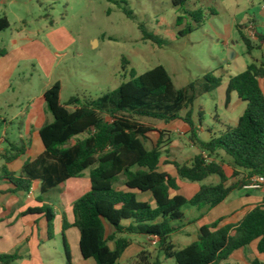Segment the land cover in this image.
Masks as SVG:
<instances>
[{
  "label": "trees",
  "instance_id": "1",
  "mask_svg": "<svg viewBox=\"0 0 264 264\" xmlns=\"http://www.w3.org/2000/svg\"><path fill=\"white\" fill-rule=\"evenodd\" d=\"M194 17L197 22L202 20L199 12ZM10 28L9 20L1 18L0 34ZM141 29L146 41L157 43L143 26ZM191 32L192 28L186 30V34ZM255 38L258 47L264 46L263 34L256 32ZM243 40L251 51L252 42L246 37ZM5 54L6 51H0V56ZM124 63L128 64L125 59ZM130 75L131 80L97 99L82 101L71 97L63 104L60 83L48 90L44 99L53 122L40 131L45 152L26 160L23 177L5 169L3 178L14 186L11 192L28 193L32 183L40 181L41 193L46 195L90 170L91 189L73 204V226L81 235L82 256L96 264H119L133 235L158 238V251L176 264H220L256 240H260L258 249L264 253V204L254 208L237 225L220 227V221L203 227L198 241L184 249H178L172 241L177 230L175 224L183 223L186 208H215L255 177L264 178V92L260 83L264 80V63H253L230 79L227 106L231 94L236 93L246 103V110L237 127H227L210 141L200 139L193 121V105L198 95L195 83L187 90L177 91L163 66L141 76L132 70ZM205 80L204 93H212L222 85V79L213 74ZM184 111L186 115L182 117ZM132 117L166 123L183 120L190 127V140L201 153L186 163L167 161L175 168L177 178L160 172L161 159L165 153L169 154L162 149L166 133L159 132L161 139L149 148V135L154 130ZM221 153L232 160L231 173L222 161H217ZM25 155L24 146L11 144L4 159L8 165ZM213 176L219 178L218 184H202ZM178 179L200 183L201 189L188 200L177 194ZM137 193L151 194L156 207L139 201ZM40 212L46 213L52 227L55 217L49 209L29 210ZM68 227L64 219V229ZM18 259L17 255L0 256V264H12ZM156 264L162 263L158 260Z\"/></svg>",
  "mask_w": 264,
  "mask_h": 264
},
{
  "label": "rangeland",
  "instance_id": "2",
  "mask_svg": "<svg viewBox=\"0 0 264 264\" xmlns=\"http://www.w3.org/2000/svg\"><path fill=\"white\" fill-rule=\"evenodd\" d=\"M26 9L30 14L28 24L33 28L42 24L50 26V54L39 68L26 71V76H22L26 82L14 87L13 99L37 97L56 83L62 86L63 104L71 97L82 101L97 99L131 80L132 70L141 76L163 66L177 91L196 84L198 95L193 105V121L197 128L202 122L204 128L212 129L219 136L218 132L223 130L220 123L237 127L246 110V103L238 102L236 93L232 106H227L230 79L253 63H264V47H257L255 38L256 32L264 35V0H33ZM197 12L202 15L200 22L194 17ZM40 16H44L43 22ZM141 26L157 43L144 39ZM188 28L193 32L186 34ZM244 37L252 42L251 51ZM0 46L4 48L1 37ZM230 50L234 55L232 60ZM209 74L221 78L222 85L212 93H204L205 78ZM260 83L264 92V80ZM27 105L28 102L24 106ZM16 109L20 108L13 110ZM200 112L204 113L203 117ZM185 115L186 111L181 113L182 117ZM50 116L53 121L51 113ZM132 119L153 130L164 124L151 118ZM23 121L21 117L9 131V137L20 148L22 140L28 138L18 128ZM185 127L183 121L171 125L173 130ZM149 138L148 147L152 148L156 137L152 134ZM169 148L181 163L201 152L190 141V134L175 132ZM211 178L219 181L217 176ZM75 181L82 186L74 188L73 193L61 194L63 187L46 197L54 204L61 201L68 207L74 198L90 191V170ZM148 263H157V258ZM164 264L176 262L167 260Z\"/></svg>",
  "mask_w": 264,
  "mask_h": 264
},
{
  "label": "crops",
  "instance_id": "3",
  "mask_svg": "<svg viewBox=\"0 0 264 264\" xmlns=\"http://www.w3.org/2000/svg\"><path fill=\"white\" fill-rule=\"evenodd\" d=\"M32 1L0 0V19L5 17L11 24L9 30L0 34L1 42L4 45V48L0 46V51H6L4 56H0V256L17 255L19 259L12 264H96L93 259L87 260L82 256L81 235L79 230L73 226L75 222L73 204L82 196L74 198L67 207L61 201L54 204L50 198L46 197L54 190L43 195L40 181H34L28 193H12L14 186L3 178L5 169L14 173L16 177L24 176L23 168L26 160L28 158L36 159L45 152L40 137L41 129L53 122L44 99L46 92L51 88L43 90L39 96L30 99L19 100L12 97L15 92L14 87L18 83L26 82V78L22 77L26 76V71L29 68H39L42 65V60H47L50 54V26L42 24L33 28L28 24L27 17L30 14L26 6ZM43 17L40 16L39 19L42 20ZM33 38L35 41L32 42ZM234 98L233 93L228 107L232 106ZM236 100L242 102L239 97ZM27 102L28 105L25 107ZM15 107L20 109L13 110ZM21 117L24 118V121L19 124L18 128L20 131L22 130V134L28 137L26 140H22L23 146L26 148V155L7 165L4 157L8 154L11 144L19 147L18 143L9 137V131L16 126V122ZM177 121L183 120L164 122L149 135L150 137L154 134L156 137V142L153 143L155 146L161 139L159 132L166 133L162 149L165 147L163 151L168 150L169 154L163 155L159 171L174 178H177V172L172 165L167 164V161H177L169 148L172 135L174 132L185 136L190 134V127L184 121L187 126L184 130L177 128L173 130L171 125ZM199 124L200 128L197 129V134L200 139L210 141L217 136L212 129H206L203 124ZM220 126L223 130L218 132L219 135L229 127L226 123H220ZM203 134L206 135L204 138ZM192 144L195 145L193 142ZM217 159L218 162H223L228 172H232V160L228 156L221 153ZM210 160L213 161L215 158ZM75 180L76 178L70 179L55 190L64 187L61 194L73 193L82 186L81 182ZM219 181L212 178L207 180L208 184H218ZM177 185L179 187L177 194L188 200L198 194L202 186L200 183H190L181 179L177 180ZM247 186L232 192L222 204L215 208H186L183 223L175 224L177 230L172 235L173 244L178 249H184L198 241L200 230L203 227L220 221V227L239 224L254 208L264 204V185L260 189H248ZM137 194L139 201L156 207V202L151 194ZM46 208L55 217L52 227H50L45 212L29 213L30 209ZM64 219L69 223L66 230L64 229ZM130 239L132 243L122 255L119 264H141V262H149L153 258H157V263L158 260L162 264L167 261L158 251V238L133 235ZM259 242L260 240H256L249 247L233 252L227 261L220 264H264V253L258 249ZM111 247L114 249V244ZM148 262L146 263L149 264Z\"/></svg>",
  "mask_w": 264,
  "mask_h": 264
},
{
  "label": "built area",
  "instance_id": "4",
  "mask_svg": "<svg viewBox=\"0 0 264 264\" xmlns=\"http://www.w3.org/2000/svg\"><path fill=\"white\" fill-rule=\"evenodd\" d=\"M208 162L210 160L208 159ZM264 185V178L263 177H255L251 180V183L247 186L248 189H260L261 186Z\"/></svg>",
  "mask_w": 264,
  "mask_h": 264
},
{
  "label": "water",
  "instance_id": "5",
  "mask_svg": "<svg viewBox=\"0 0 264 264\" xmlns=\"http://www.w3.org/2000/svg\"><path fill=\"white\" fill-rule=\"evenodd\" d=\"M233 52L230 50V54H232ZM234 57V55L232 54V56L230 55L229 59L232 60Z\"/></svg>",
  "mask_w": 264,
  "mask_h": 264
}]
</instances>
